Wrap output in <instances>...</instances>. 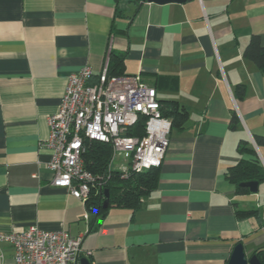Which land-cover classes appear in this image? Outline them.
I'll use <instances>...</instances> for the list:
<instances>
[{
  "label": "crops",
  "instance_id": "1",
  "mask_svg": "<svg viewBox=\"0 0 264 264\" xmlns=\"http://www.w3.org/2000/svg\"><path fill=\"white\" fill-rule=\"evenodd\" d=\"M253 35L264 47V0H0V234L67 231L90 264H227L236 244L251 257L264 245V199L249 207L225 174L250 158L239 140L264 137V77L243 56ZM110 55L189 118L170 131L141 208H112L92 228L84 201L51 184L42 144L69 75L96 76ZM234 205L261 219L237 220ZM0 254L12 264L7 243Z\"/></svg>",
  "mask_w": 264,
  "mask_h": 264
},
{
  "label": "built area",
  "instance_id": "2",
  "mask_svg": "<svg viewBox=\"0 0 264 264\" xmlns=\"http://www.w3.org/2000/svg\"><path fill=\"white\" fill-rule=\"evenodd\" d=\"M141 118L145 119L143 136H128ZM47 124L49 135L42 146L52 152L48 163L51 184L81 201L97 180L83 167L84 140L109 144V168L126 175L159 167L171 130L153 87L138 76H108L106 66L96 76L88 66L70 74L60 106ZM0 242L11 247L12 264H78L81 253L80 237L35 226L0 234ZM1 258L0 254V262Z\"/></svg>",
  "mask_w": 264,
  "mask_h": 264
},
{
  "label": "trees",
  "instance_id": "3",
  "mask_svg": "<svg viewBox=\"0 0 264 264\" xmlns=\"http://www.w3.org/2000/svg\"><path fill=\"white\" fill-rule=\"evenodd\" d=\"M243 56L250 61L262 73L264 77V47L260 43L258 36H251L247 46L243 51ZM124 67L123 57L110 55L107 63L108 76H122ZM237 98L244 96V88L239 87L236 94ZM160 112L162 117L171 122V130H179L188 121V113L183 107L175 102L162 106L160 101ZM145 119L141 118L133 128L127 133L128 136L141 137L144 134ZM238 124V118L232 111L229 121V129L234 131ZM170 130V131H171ZM254 142L261 149L264 148V137L255 136ZM236 152L240 156H249V159H240L234 166L228 169L225 178L230 182L237 195L251 194L240 184L244 182L255 181L264 183V168L257 158L256 152L248 140H239ZM111 148L109 144L100 143L92 140H84V151L81 154L83 167L91 172L96 178V182L91 186L84 205L88 214L92 215L91 227H94L96 219H102L112 208H127L131 211H137L141 208L142 201L158 186L159 167H151L140 172L129 171L123 175L117 170L109 168ZM108 195L107 208L102 207L105 200L103 195ZM264 202V200H263ZM262 210L257 209H239L234 205V216L237 220L247 218L261 219ZM264 225V219L261 220ZM251 256L264 264V245L258 247ZM81 256H78V264Z\"/></svg>",
  "mask_w": 264,
  "mask_h": 264
},
{
  "label": "water",
  "instance_id": "4",
  "mask_svg": "<svg viewBox=\"0 0 264 264\" xmlns=\"http://www.w3.org/2000/svg\"><path fill=\"white\" fill-rule=\"evenodd\" d=\"M147 2L157 3V4H164L169 2H184L186 0H145ZM254 148L256 145L254 144ZM241 187H245L249 190L251 194H256L258 192V182L251 181V182H244L240 184ZM104 201L102 203L103 208H107L108 206V195L104 193L103 195ZM79 264H90L86 258H82L79 260ZM227 264H261L255 256H251L249 258L246 257L242 244H236L228 258Z\"/></svg>",
  "mask_w": 264,
  "mask_h": 264
},
{
  "label": "rangeland",
  "instance_id": "5",
  "mask_svg": "<svg viewBox=\"0 0 264 264\" xmlns=\"http://www.w3.org/2000/svg\"><path fill=\"white\" fill-rule=\"evenodd\" d=\"M252 148L256 152L257 158L259 159L260 164L264 168V164L262 163V160H261L260 156L258 155V152L256 151V148H254V147H252ZM260 153H261V156H262V158L264 160V148L260 149ZM117 163H118V160L113 162V164L111 165L112 168H114ZM244 197H246L247 205H249V207H255V205L257 203L256 202L257 199H260V201L264 199V183H260V185L258 186V192L256 194L244 195ZM260 210H262V209H260Z\"/></svg>",
  "mask_w": 264,
  "mask_h": 264
}]
</instances>
